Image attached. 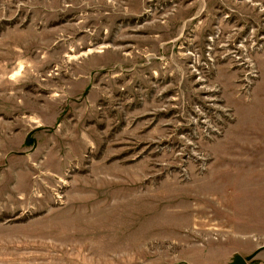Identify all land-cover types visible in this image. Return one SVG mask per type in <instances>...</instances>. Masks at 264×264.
<instances>
[{
    "label": "rangeland",
    "instance_id": "374dc122",
    "mask_svg": "<svg viewBox=\"0 0 264 264\" xmlns=\"http://www.w3.org/2000/svg\"><path fill=\"white\" fill-rule=\"evenodd\" d=\"M264 0H0V264H264Z\"/></svg>",
    "mask_w": 264,
    "mask_h": 264
},
{
    "label": "water",
    "instance_id": "95a60500",
    "mask_svg": "<svg viewBox=\"0 0 264 264\" xmlns=\"http://www.w3.org/2000/svg\"><path fill=\"white\" fill-rule=\"evenodd\" d=\"M226 264H247V261L241 254L234 253L232 259Z\"/></svg>",
    "mask_w": 264,
    "mask_h": 264
},
{
    "label": "crops",
    "instance_id": "0c3cea01",
    "mask_svg": "<svg viewBox=\"0 0 264 264\" xmlns=\"http://www.w3.org/2000/svg\"><path fill=\"white\" fill-rule=\"evenodd\" d=\"M263 96H264V94H263ZM263 127H264V124H263ZM257 144L264 145V137H259Z\"/></svg>",
    "mask_w": 264,
    "mask_h": 264
}]
</instances>
